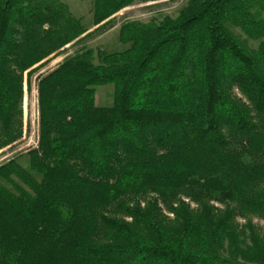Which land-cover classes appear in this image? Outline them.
I'll return each mask as SVG.
<instances>
[{
  "label": "trees",
  "instance_id": "obj_1",
  "mask_svg": "<svg viewBox=\"0 0 264 264\" xmlns=\"http://www.w3.org/2000/svg\"><path fill=\"white\" fill-rule=\"evenodd\" d=\"M135 1L154 0H93L92 25ZM86 33L60 0H0V149L32 74ZM118 41L36 77L37 148L0 166V264H264L236 223L264 220V0H189Z\"/></svg>",
  "mask_w": 264,
  "mask_h": 264
},
{
  "label": "rangeland",
  "instance_id": "obj_2",
  "mask_svg": "<svg viewBox=\"0 0 264 264\" xmlns=\"http://www.w3.org/2000/svg\"><path fill=\"white\" fill-rule=\"evenodd\" d=\"M64 3L70 13L81 19L87 33L79 42L74 45L66 46L65 49L56 57H53L40 70L33 73L30 77V86L23 87L22 100V137L10 146L0 149V166L10 160H15L22 168H27L26 153L37 148L39 139V109H38V93L36 77L47 74L54 70L66 57L72 56L75 52L82 49H90L94 51V64H99L97 52L106 54L119 53L127 50L129 45H124L118 41L119 28L123 23L138 22L148 24L150 22L159 23L165 17L176 18L178 13L187 5L189 0H154L150 2L135 1L132 5L124 8L114 15L112 20L98 29L92 25V6L93 0H60ZM231 31L246 41V45L250 50H255L258 42L247 39L239 29L231 28ZM113 100V87H99L95 91L94 102L99 107H110ZM0 184L5 185L0 180ZM9 186V185H8ZM154 197L153 195L150 198ZM183 201L190 204L191 208H195V204L183 198ZM217 208L222 209L223 206L213 203ZM165 216L172 218V215L164 211ZM248 221L256 228L259 235L264 238V220L258 218H250L243 220L236 219L239 226H244Z\"/></svg>",
  "mask_w": 264,
  "mask_h": 264
}]
</instances>
